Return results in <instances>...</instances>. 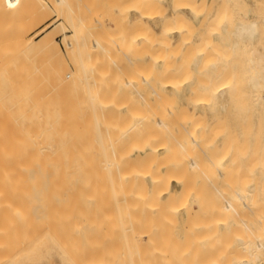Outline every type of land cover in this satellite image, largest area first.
Masks as SVG:
<instances>
[{
  "label": "bare ground",
  "instance_id": "1",
  "mask_svg": "<svg viewBox=\"0 0 264 264\" xmlns=\"http://www.w3.org/2000/svg\"><path fill=\"white\" fill-rule=\"evenodd\" d=\"M13 1L8 0L11 4L14 3ZM137 1V4L141 6L137 7L139 11H141L140 8H148V6L149 10H151L150 8L153 5L155 9L159 6L158 10H161V13L157 12V19L155 18L156 16L152 15L153 12H149L147 9V12L144 11L145 9L139 12L138 18L135 21H131L134 25H132V30L133 28H135L134 30H139L135 34L134 31L133 34H130L132 30L130 31L129 28H127L129 29L128 32L125 31L127 30L125 27L129 25L126 24L124 27L126 22L122 24L120 23L122 22L121 20L119 22L115 18L114 22L117 21L118 24L115 23L113 26L106 28L102 17L98 18L94 17V15L92 20L96 24L94 25L96 26L95 29L97 31L101 29L102 31L100 34L102 39H97L99 31H94L98 33L96 38L97 33L91 30L94 33L92 35L88 31L91 27L92 29L94 28L91 24L92 20L87 19L88 22L85 20L87 23L91 22L90 24L92 25L87 24L89 25L87 26L84 20L75 17L77 22L81 19L79 21L80 24L71 26L72 32L70 31L71 34H69L71 39L64 40L65 43L63 44L65 46H63L69 58L76 56L74 58L79 59H76L78 63L75 64L77 65L68 72H61L59 71L61 69H58L60 66L56 67V65H60L59 62L64 51L57 44L54 34H51V29L46 33H41L42 35L39 37L38 34L40 32L35 33L34 36H37V39L36 37L35 39L34 37L31 38L30 48L32 52L53 56L54 60H50L53 61L54 66L49 60V67L45 66L47 67L46 69L44 68L46 71L43 70L42 72L36 64L32 65V67L34 66L32 75L26 86V90L29 91L25 92V103L28 101L31 104V109L26 103L23 115L30 112L25 109L28 107L29 110H32V113L35 111L36 115H33L38 116L36 119L31 113H28L30 114V119L33 117V120L36 119L40 122L38 121L37 124H34L36 122L33 121L31 128L21 129V131L24 129L28 135L27 142L29 146L25 147L27 152H25L26 149H24V153L23 149L20 152L17 147L16 151L18 150L19 153H13L12 151V154L8 152V155H0V206H7L10 211V206L11 208L13 205L21 207V204H23L27 209L24 206L22 210L21 208L18 209L21 212L23 210L24 212L26 211L25 215L24 212L22 213L26 218L18 217L21 220L23 218L24 221L29 220L30 223H32L33 219L37 222L33 236L37 231L39 244H42L43 247L45 244L54 246L55 255L58 256V261L61 264H264V0H253L252 3L244 0V12L233 21L232 25H229L228 20L231 17H229V8H232L231 3L235 5L234 0L233 2L230 1L231 3L229 0H221L222 3L218 4L219 7H216L218 12L215 11L217 13L213 16L217 21L215 22L217 26L214 28L216 29L214 31L216 35H213L214 38L211 39L216 42L222 36V43L225 48V51L222 48L223 53H225L222 54L226 57L229 55L226 62L231 61L233 63L232 66L234 65L233 67L237 70L235 71L238 75L236 72L235 75L237 77L235 78L232 73L228 75L227 71L230 67L229 69L226 67L228 70L224 69L226 71L225 76L220 73L215 78L218 79L213 80L212 78L213 82H210L209 85L204 84L205 81L203 82L202 80L203 86L198 90L199 94L195 98L193 93L195 92L194 94H196L197 89L161 90L168 88V86L175 88V79L171 80L172 83L170 81L166 83L170 74L173 75L170 79L175 77L173 72L178 69L172 62L170 63L175 56L173 55L171 59L169 57L171 52L173 54L179 53L178 48L180 45L178 46V42L175 41L177 44L175 43L176 45L172 48L171 38L175 32L181 34L180 38L187 39L190 37L184 36L185 34L183 33L186 28L191 27L193 22H191L192 18L187 14L186 10L194 13V9H196L194 8L195 1L172 0L173 5H171L172 8H170L171 12L169 13L166 12V10L168 11L167 6L164 7V2L167 0ZM137 1L135 0V2ZM242 1L239 0L241 4ZM87 2L86 0L85 3ZM112 2L114 3L115 1L112 0ZM117 2L119 3L120 1ZM135 2H131L133 3L132 5ZM55 3L60 7L64 4V7L67 0H55ZM130 5L123 6L128 8ZM70 6L68 7L69 9L74 7ZM63 7L62 9L60 8L61 11L64 10ZM77 7L76 9H78ZM82 7L85 9L86 6H81V9H83ZM102 8H105L104 5ZM73 9L70 10L72 11ZM76 9H74L75 12L77 11ZM206 9L209 12L208 7ZM102 11L104 15L107 14V10ZM102 11H100V14H102ZM75 12H72L73 15L79 16V13L77 12L75 15ZM84 12L86 11L84 10ZM84 12L80 10V15ZM91 12L90 14L93 13ZM200 13H203L202 10ZM197 14H199L198 11ZM87 16L91 15L88 13ZM202 17L204 18V15ZM66 18L70 20L69 17ZM112 18L114 20V15L110 18L111 21ZM203 18L198 23L199 25H202L201 23L205 19ZM150 20L160 21L161 28L159 31H156L149 23L151 22ZM211 27L212 25H210ZM208 31L210 32V30ZM89 36H94L91 43H88V39L86 40V37ZM207 36L208 34L206 33L203 36L204 38L206 37V41L204 42V38H202L201 41L204 43L201 42L197 48L198 50L201 49L200 54H198L199 58L201 54L208 55L209 62L212 58V60H215V57H213L215 55L209 52L212 55L211 58L207 54L210 49L206 50L208 45L206 47L205 45L210 44V36L212 35ZM190 44L189 41L187 45ZM175 46H178V48ZM200 46L202 48H199ZM219 47L218 49L221 50ZM174 48L175 51L178 49L175 53ZM185 48L187 47L185 46ZM191 48L193 49L194 47ZM187 49L186 51L181 50V56L182 54L186 55L188 61V57L193 54L196 48L192 51H190V48ZM187 51L190 52L188 53ZM95 54H98V57ZM218 54L222 57L221 53ZM99 55L101 58H99ZM175 55L177 57V54ZM59 56L60 59L56 58L59 61L57 64L55 57ZM93 56L97 57V59L99 58V60L101 59V62H103V57L109 59L115 65L116 72L123 70L125 67L123 65L126 63L133 68L132 65L137 64L136 61L143 63L145 58L150 60V57L160 71L156 74L153 70L155 81L151 84V88L147 86L150 88L149 91L153 94L154 99L152 104L150 101L152 114H149H151L152 120H149L150 116L148 114L145 113L146 115H143L145 123H147V118V121L151 122L150 125L149 122L147 123V127L149 129L150 127L153 128L150 131L152 134L145 139L146 133L145 135L141 134L144 133L142 131L139 134L137 133L140 139L144 138V140L140 141L138 139L141 144L135 146L136 148L130 154H127L128 152L120 154L124 151L120 146L116 148L118 151L122 150V152L120 151L119 154H116L118 152L115 153L117 150L113 147L114 144H111L113 140H111L110 145H107L110 146L111 150L106 148V150L111 152H105V148L103 149L102 146L106 142L107 137L104 140L102 136L104 138V135L106 136L110 133L114 135V132H117V129L120 128L118 125L115 131L114 126L116 127L119 122L121 126L126 123V120H130V122L132 120L133 122L134 119H131L130 114L134 115L132 108L136 109L134 106L137 103H133L132 101L135 100H132V98H137V95L141 96L144 95V91L145 93L149 91H147L145 84H143L145 88L141 85L139 86L140 89L142 87L143 92H139L138 88L134 90L136 87L133 86L137 81L133 78L135 74L132 76V74L129 75L125 72L128 71V68L124 69L125 71L123 70L129 75L127 78L125 77L126 74L124 75V72H121L126 78L124 82L121 83L118 80L119 78H116L118 75H114L115 77L113 78L115 79L111 78V80L113 79L112 82L116 80V83L120 82L123 84L122 86L120 84V87L124 85L126 87L131 86L133 90H125L128 88L123 90L120 88L121 90H119L118 83L116 87L113 85L116 84L115 82L111 83V85H108L107 82V85L111 86L110 89H107L105 87L107 85L104 84L106 83L104 80L105 76H102L104 74L101 72L100 78L96 73L90 75V78L93 76V80L89 78L90 83L88 84L86 80L89 74L87 75V73L89 72L88 70L92 71L91 67H93V64L88 67L84 61H88ZM208 57L206 56L205 59ZM84 58L87 60H84ZM62 59L64 58L62 57ZM222 61L225 60L222 59ZM124 62L125 64H123ZM145 64H138L137 66L144 68ZM215 64L210 62L208 65L214 67L216 66ZM200 65L198 64L199 67ZM65 66L67 68V65ZM212 66L209 67L214 70ZM145 67L147 66L145 65ZM104 68L107 69L106 65ZM143 68L140 71L144 72ZM180 68L182 69V67ZM136 69L131 70L136 71ZM149 70L145 71L148 72ZM172 70L173 72L171 73L170 71ZM116 72L114 71V73ZM167 72H170V74L168 75ZM184 72L190 74L189 71ZM119 73L117 72V74ZM166 73L168 75L166 77L167 81L162 79ZM140 74L139 78L136 79L142 78L140 80L143 83H148V80H150L148 79V77L150 78L149 73V76L145 75V73ZM181 75H183L182 72ZM208 76H210L209 73ZM101 77L104 78H102L103 82ZM118 77L123 80V76L119 75ZM151 80L153 81V79ZM196 80L198 81V79ZM173 81L175 82L173 83ZM180 81L182 80L180 79ZM137 83L139 85V82ZM211 83H214V85ZM177 84H179L178 81ZM82 87L86 88L81 90ZM191 89H193L192 86ZM150 92L148 94H151ZM129 93L131 95H128ZM135 93L138 94L136 95ZM140 93L142 94L140 95ZM190 93H192L194 99L191 98L192 100L189 103L194 106V109L213 108L215 106L211 111L212 122L206 121L208 119L207 116L205 120L204 118L198 120V118L203 117L201 114L196 119L194 110H190L188 105H184L183 101L181 102ZM146 97L148 96L146 95ZM141 98L143 99V96ZM187 99L189 98L187 97ZM148 100L147 102H149ZM132 103L136 104L132 107ZM150 104L149 106L151 107ZM20 111L21 109L18 112L16 111V114H19ZM128 114L130 118L126 116ZM23 115L20 114V116ZM135 115L132 118H135ZM138 115L141 116L142 113ZM231 117H234L233 121H231ZM24 118L26 120V117ZM137 118L141 119L138 116L135 119L137 120ZM121 119H124L122 121L125 122L120 121ZM18 120L15 122L20 123ZM136 120L132 126L130 125L131 123L129 124L130 128L128 123H126L127 127L123 126V129L128 128V131L125 129L124 131L121 128L123 133L126 132L124 133V135L126 134L125 136L129 134L128 137L130 136V139L134 138L133 144L136 143L137 139L135 137H138V135L135 133L137 136H133L129 129L136 126L137 132V127L142 128L139 126L142 123L138 124ZM134 123H137L138 126ZM111 125H113V128L110 127ZM14 127L19 130V126L16 125ZM94 127H96L98 132V136L95 138L96 144L100 140L103 141L99 143L101 147L98 144V147L95 146L97 147L95 148L96 150L99 151V147L103 150V152L101 151L97 154L93 153V135H96ZM109 127L113 129L112 131L110 129V133ZM121 129L119 132L122 131ZM133 130L135 132L134 128ZM123 133H120V136L117 137H120L119 139H114L127 143L126 147L128 148L129 139H125L126 137H124L125 140L121 138ZM99 134L101 135L99 136ZM112 134L108 136L113 139ZM111 137L108 138L111 139ZM217 141L221 142L220 148L222 150L216 146ZM129 142L131 146V141ZM254 142H256L255 146H253ZM117 143L116 146L118 145ZM216 147L222 153H219ZM249 148L251 149L248 157L246 156V149ZM28 149L30 152H28ZM132 149L133 147L128 151L130 152ZM247 158L251 162L245 161ZM244 161L249 164L246 168L251 166L249 171L251 170L252 173L255 172L256 165L260 164L254 180L251 177L245 178L247 182L251 179L248 183L246 181L243 182L244 177L248 176V173L242 170L245 167L240 169ZM228 162L231 163L229 165L233 166V169L231 166V169H228L229 167L226 165L224 166ZM190 170L193 173L196 172L195 175L189 173ZM238 171L241 172V175L244 174V171L247 173L245 174L246 176L243 175L244 177L239 176L242 181L238 178V175H240H237ZM252 173L250 172L249 175ZM186 174H190L189 179L192 181L188 179ZM193 176L199 178L195 180ZM199 185L200 187H198ZM14 209L12 208V210ZM15 213L13 212V214ZM11 214L8 217L10 221L13 219L10 218ZM16 216L13 217L17 219ZM14 220L12 225H15ZM21 220L18 221L21 222ZM163 221L167 223L166 228L165 223L162 226L165 229L161 228L163 224H159V222L163 223ZM27 222L22 224H25L28 229L32 224L28 226ZM239 222H241L240 224L243 227L241 232L246 229L248 231V233L244 232L249 234L247 236L245 234L247 239H245V236L242 237L244 233L237 232V227V229H233L235 228L234 225H238ZM7 225H10V229L13 230L11 222L5 226L7 227ZM5 226L2 225L1 227ZM1 227L0 236H3L7 230L11 232L9 229L5 230L3 228L2 233ZM16 229H14V232ZM230 231L233 234H230ZM9 232L7 233L9 234ZM12 233L8 235L11 238ZM238 233H241L242 236ZM8 236H3V242L6 239L9 240ZM29 239L32 243L27 240L28 243L26 244H29L31 249L32 246L33 249L35 248L31 252L33 253L36 249L39 250L40 246L34 247L38 243L31 238ZM10 241L7 242L9 243ZM0 243H2V240ZM11 243L12 241L9 244ZM18 243L16 248L19 247V249L17 248V250L14 249L13 251H2V249L8 250L13 245L8 244L9 247H6V242L2 244L3 248H0V264L16 260L17 254H21V252H18L21 250V245L19 246ZM50 245L48 246L50 247ZM15 253L17 254L14 256Z\"/></svg>",
  "mask_w": 264,
  "mask_h": 264
},
{
  "label": "rangeland",
  "instance_id": "2",
  "mask_svg": "<svg viewBox=\"0 0 264 264\" xmlns=\"http://www.w3.org/2000/svg\"><path fill=\"white\" fill-rule=\"evenodd\" d=\"M78 1V2H77ZM86 1V0H85ZM85 1H83V0H67V3L65 4V8L63 7V5H62V7H63V9L64 10H60V8L62 9V7H60V6H58L56 3H55V0H14L12 3L13 4H11L10 2H8V0H0V155L2 154V155H8L9 153L10 154H12V151H13V153H19L18 152V150L16 151V148L18 147L19 148V150H20V152H21V150L23 149V153H24V149H26L25 147H27V145L29 146V143L27 142V133L25 132V130L24 129H29V128H31V126H32V124L34 123L33 121H35L36 123H34V124H37V122L39 121V120H36L37 119V117L38 116H35L36 114H35V111H34V113H32L31 111L32 110H29V108L31 109V104L30 103H28V101L26 102V103H28V109L27 108H25L26 110H28V111H30V112H28V113H31V115H33V114H35V115H33V117H35L36 119L35 120H33V117H32V119H30L31 117L29 116L30 114H28V113H24V115H23V112H25V110H24V107L26 106L25 104V99H26V93L25 92H27V91H29V90H26L27 89V84L29 83V79H30V76L32 75L31 73H32V68L34 67H32V65H34V64H36L38 67H40V69L42 70V72H43V70L44 71H46L45 69L47 68V67H45V66H48L49 67V64L52 62V64H53V66H54V63H53V61L52 60H54L52 57L53 56H51V55H48V56H50V57H48L47 55L45 56V54L43 55V54H41V53H38V52H32V50H31V48H30V46H31V38H33L34 37V39H35V37H36V39L40 36V35H42L43 33H46V32H48V30H50L51 31V34H54V38H55V40L57 41V44L60 46V48L64 51L63 53V55H62V57L64 58V59H62V57H61V59H62V61H61V59H60V56L59 57H55V59L56 58H59L60 59V62L58 61V59H56L55 61H56V63L58 64V62L60 63V65H56V67L58 66H60L58 69H61V70H59V71H69V70H71L74 66H76L77 64H75V63H78V61L76 62V59L78 60L79 58H74V57H76V56H74V57H70L69 58V56H67L68 54H66L65 53V45L63 44V43H65L64 42V40H69V34H71V32H72V28H71V26L73 27L74 25L73 24H78L79 23V21L82 19V20H92L94 17H102V20H103V23H105V26H106V28L107 27H110V26H113L115 23H117L118 24V22L116 21V22H114L115 21V18H116V20H119V22H120V20L122 21V22H120V23H122V24H124L125 22V24H124V27L126 26V24H129L128 25V27L126 26L125 27V29H127V28H129L130 29V31L132 30V27L134 26L132 23L133 22H131V21H135L136 20V18H138L137 16L139 15V12H141V11H143L144 9V11L145 12H147V10H149V6H148V8L146 7H143V8H140V10L141 11H139V7H141L139 4H137L138 3V1L137 2H135V0L133 1V0H117V1H120L119 3H121L120 5H119V3L116 1V0H113V1H115L114 3L112 2V0H87L88 2L87 3H85ZM195 2V4H194V8H196V9H194V13H192V12H188V10H186V12H187V14L192 18V20H191V22H192V25H191V27L190 28H186L185 29V31L183 32L185 35L184 36H186L187 35V37L188 36H190V37H188L187 39L186 38H180L181 37V34L180 33H177V32H175V33H173L172 34V38H171V41H172V44H173V46H172V48L174 47V45H176L177 43L176 42H178V46H179V48H178V46L176 47V48H178L179 49V53L177 52V53H175L178 49H176V51H175V48H174V53L175 54H177V57H176V55L175 54H173V52H171L170 53V57H169V59H171V57L174 55L175 57H173V59H171V61H170V63L172 62V64H174L175 66H177L178 67V69L177 70H179V71H177V70H174V72H173V70L172 71H170L171 73L173 72V74L175 75V77H173L172 79H170V77L171 76H173L172 74H170V72L168 73V75L170 74V76H169V79H168V82H166V83H169V81H170V83H172V81L171 80H173V79H175V81H173V83H174V86H175V88H173V86H172V88L170 87V86H168V88L166 89V88H164V89H161V90H183V88H184V90H196L197 89V91L198 90H200V88L203 86V82H204V84L206 83V84H208L209 85V83L210 82H213V80L216 78V77H218V75H220V73H221V75H224L225 74V68L226 67H228V69H229V67H230V69L228 70L227 68V74L228 75H231V73H232V76L235 78V77H237V75H238V73L236 72L237 70L235 69V67H233L232 66V64L233 63H231V61H227L226 62V60H227V58L229 57V55L226 57V56H224L223 54H225V53H223V51H222V48L224 49V51H225V48H224V45H223V43H222V36L220 37V39H217L216 40V42L214 41V40H212L214 37H213V35H216L215 34V32L214 31H216V29H214L217 25H216V23L215 22H217L215 19H214V14L215 13H217L218 11V4L220 5L221 3H222V1L221 0H194ZM202 1H204V2H202ZM233 2V0H229V2ZM244 1V0H243ZM242 1V4L239 2V0H234V4L235 5H233V3H231V7L232 8H229L230 9V15H229V17H230V19L228 20V23H229V25L231 24L232 25V23H233V21H235L237 18H238V16L239 15H241L242 14V12H244V10H243V3H245V1L243 2ZM248 1H250L251 3L253 2V0H248ZM76 2V3H75ZM81 2V3H80ZM131 2H135L134 3V5H132L133 3H131ZM208 2H210L209 4H208ZM79 3V4H78ZM84 3V4H83ZM113 3V4H112ZM115 3H117V4H115ZM126 3V4H125ZM200 3V4H199ZM56 4V5H55ZM78 4V5H77ZM81 4H83L84 5V7H85V9L83 8V9H81V6H83V5H81ZM86 4V5H85ZM89 4V5H88ZM102 4V5H101ZM130 5L128 8L126 7V6H123V5ZM71 5V6H74V7H71L70 9H76V7L79 9V11H78V9H76L77 11L75 12L74 11V9L71 11L68 7ZM81 5V6H80ZM89 6V8L91 9L92 7V9H93V11H92V9H91V11L93 12H91L90 11V9L88 8V6ZM101 5V6H100ZM104 5V7L105 8H102V6ZM135 5H136V7H135ZM138 5V6H137ZM171 5H173L172 4V0H167L166 2H164V7H166L167 6V9H168V11L166 10V12H171V10H170V8H172V6ZM195 5H197L196 7H195ZM201 5V6H200ZM40 6V7H39ZM90 6H92V7H90ZM209 6H210V8H209ZM41 7H43L44 8V10H43V8H41ZM96 7H98V9H96ZM119 7H121V8H119ZM138 7V8H137ZM151 7V6H150ZM152 7H153V5H152ZM150 8L151 10H149V12H153L152 13V15H154V16H156L155 18H157L158 19V13H161L160 11L161 10H158L159 9V6H157L156 7V9H155V6L153 7V8ZM163 7V6H162ZM161 7V8H162ZM208 7V9H209V12H207L208 10L206 9ZM217 7V8H216ZM234 7V8H233ZM37 8H41V9H37ZM59 8V9H58ZM87 8V9H86ZM102 8V10H107L106 12H107V14H105L104 15V13H103V11L102 10H100ZM109 8H110V10H109ZM117 8H119V9H117ZM124 8H126V9H124ZM198 8H201V9H198ZM236 8H238V9H236ZM65 9H66V11H65ZM112 9V10H111ZM147 9V10H146ZM154 9V10H153ZM198 9V10H197ZM40 10H41V12H40ZM70 10V11H69ZM80 10H82L83 12H84V10L86 11V12H84V13H82L81 15H80ZM94 10H100V11H102V14H100L101 12L100 11H95L94 12ZM109 10V11H108ZM125 10V11H124ZM153 10V11H152ZM156 10V11H155ZM201 10H202V12L203 13H200L201 12ZM211 10V11H210ZM65 11V12H64ZM124 11V12H123ZM163 11V10H162ZM197 11H198V13L199 14H197ZM215 11H217V12H215ZM234 11V12H233ZM44 14H43V13ZM64 12V13H63ZM67 12H68V14H67ZM75 12V15H76V13L78 12L79 13V16L77 15V16H74L73 15V13ZM90 12L92 13V14H90ZM158 12V13H157ZM239 12H240V14H239ZM36 13V14H35ZM62 13V14H61ZM88 13H89V15H91V16H87L88 15ZM114 13V14H113ZM205 13V14H204ZM235 13H237L236 15H237V17H236V15H235ZM37 14H39V15H37ZM42 14V15H41ZM64 14V15H63ZM71 14V15H70ZM86 16H85V15ZM100 14V15H99ZM60 15V16H59ZM84 15V16H83ZM95 15V16H94ZM113 15H114V20H113V18H112V21H111V17H113ZM204 15V18L206 19H204L202 16ZM62 16V17H61ZM69 17V19L70 20H67V18L66 17ZM75 18H81V19H79L78 20V22H77V19L75 18H73V17ZM94 16V17H93ZM107 16H111L110 18L108 17V19L106 20V18H107ZM122 16V17H121ZM124 16V17H123ZM210 16H212L213 17V19H212V17H211V19H210ZM84 17V18H83ZM87 17V18H86ZM92 17V18H91ZM118 17H120V18H118ZM91 18V19H90ZM204 19L203 20V22L201 23L202 25H199L198 23H200L201 22V19ZM207 18H208V20H207ZM235 18V19H234ZM232 19V20H231ZM73 20V21H72ZM88 20H87V22H88ZM105 20V21H104ZM124 20V21H123ZM212 20H214V21H212ZM231 20V21H230ZM72 21V22H71ZM76 23H75V22ZM83 21V22H84ZM89 21V22H90ZM151 22H149L154 28H155V30L156 31H159L160 30V28H161V24H159L160 23V21H153V20H150ZM205 21V22H204ZM211 21V22H210ZM86 22V21H85ZM86 22V25L87 24H89L90 26H94V25H96V24H94L93 23V20H92V25L90 24V23H87ZM207 22H210V23H207ZM119 23V24H120ZM131 23V24H130ZM80 24V23H79ZM122 24H120V25H122ZM203 24L205 25L204 27H203ZM209 26H208V25ZM60 25V26H59ZM89 25H87V26H89ZM133 25V26H132ZM198 25V26H197ZM210 25H212V29L210 28ZM64 26V27H63ZM130 26V27H129ZM194 26H195V28H194ZM122 27H123V25H122ZM197 27V28H196ZM207 27H208V30H210V32L207 30ZM53 28V29H52ZM90 28V27H89ZM96 26H94V28L92 29V27H91V29L90 30H88V31H90V33L92 34L96 29ZM98 28V27H97ZM100 28H102V27H100ZM42 29V31H40ZM124 29V30H125ZM129 29H127V30H125V31H129ZM135 28H133V30H132V32H130V34H133V31H134V34L135 33H137L139 30L138 29H136V30H134ZM190 29V30H189ZM91 30L93 31V32H91ZM103 30V29H102ZM71 31V32H70ZM97 31V30H96ZM99 31V30H98ZM97 31V32H98ZM212 31H213V33H212ZM38 32H40V34H38V37L37 36H34L35 35V33H38ZM97 32H94V33H97ZM208 34V36H210V35H212V36H210V40H211V42H210V44H206L205 45V47H206V50L207 49H210L209 51H207V54H209V52L211 53V54H213L214 53V55L215 56H213V57H215L214 59L215 60H212L213 58H212V55H210L209 54V56H211V61H209L208 62V60H209V57H208V55H205V54H201L200 55V58H199V55L198 54H200V51H201V49H199L198 50V45L202 42L201 40H202V38H204L203 36L204 35H206V33ZM42 33V34H41ZM89 33V34H90ZM93 33V34H94ZM102 33V31H101V29H100V31H99V36H98V33L96 34V36H95V38L97 37V39H102V36L100 35ZM202 33H204V35H202ZM90 34V35H91ZM92 34V35H93ZM175 34V35H174ZM191 34V35H190ZM202 35V36H201ZM65 36V37H64ZM87 36V35H86ZM207 36V37H208ZM218 36V35H217ZM91 36H89V37H86V40L88 41V43L90 42H92L93 40L92 39H94V38H92V37H94V36H92L91 38H90ZM183 37V36H182ZM66 38V39H65ZM212 38V39H211ZM71 39V38H70ZM174 39V40H173ZM178 40V41H177ZM183 41V43H182V41ZM194 40V41H193ZM176 41V42H175ZM185 41V42H184ZM190 41V43L192 44V46L191 47H194L193 49L190 47V45H187V43ZM193 41V42H192ZM206 41V37L204 38V42ZM180 42V43H179ZM199 42V43H198ZM204 42H202V43H204ZM176 43V44H175ZM212 43H213V45H212ZM217 43V44H216ZM219 44V45H218ZM64 45V46H63ZM202 45V44H201ZM211 45V46H210ZM182 46H183V48H182ZM185 46L187 47V48H190L191 50L190 51H192V50H194L195 48V51H193V54L192 55H190V57H188V61H187V58H186V55L184 56L183 54H182V56H184V57H182L181 56V50L183 51V50H188L187 48H185ZM217 46V47H216ZM218 46H220L219 48H221V50H219L218 49ZM202 47H203V45H202ZM201 46L199 47V48H202ZM214 49H213V48ZM185 48V49H184ZM216 48H217V50H216ZM212 49V50H211ZM189 51V52H190ZM212 51H214V52H212ZM188 52V51H187ZM186 52V53H187ZM188 52V53H189ZM198 52V53H197ZM35 53V54H34ZM185 53V52H184ZM218 53H221V55H222V57H224V58H222V57H220V54H218ZM223 53V54H222ZM47 54V53H46ZM191 54V53H190ZM96 55V54H95ZM179 55V56H178ZM203 55H205V57H203ZM97 57H98V54L96 55ZM100 56V55H99ZM187 56H189V54H187ZM194 56V57H193ZM201 56H202V58H201ZM206 56L208 57L207 59H205L206 58ZM97 57H95V56H93V57H91V59H89L88 61H84L85 62V64H86V66H92L91 64H93V67H91L92 69V71H90V70H88L89 72L87 73V75L89 74V76H88V79L86 80V82L89 84L90 83V79L91 80H93V76H91L92 78H90V75H94L95 73L96 74H98V76L99 75H102L101 73H103L104 75H102V76H105L104 78L103 77H101V80H102V82L105 80V82L106 83H104L105 85H107V82H108V85H111V83H114L116 80H114L113 82H112V80L113 79H115V78H113V77H115L116 75H121V76H123V80H121L120 79V77H118V76H116V78L118 79V80H120V82L122 83V82H124V79H126L129 75H131L132 74V76H133V78H134V80H136L137 82H139V85H137L138 83L136 82V86L134 85L133 87H136V89L134 88V90H137V88H138V90H139V92H143V89H142V87H141V89L139 88V86L141 85V86H143V88H145V87H147V86H149L150 88H151V84L152 83H154V81H155V79H154V74L156 73V74H158L160 71L158 70V68H157V65H155L156 63H154L153 61H151V60H153V59H151L150 57H149V59L150 60H148V58L146 59L145 58V60H143V63L145 64V62L147 61V63L145 64L147 67H145V65H144V68L143 67H139V66H137L138 64H143V63H141V62H139V61H136L137 62V64H134V65H132L133 66V68L131 67V65L130 64H125V62L123 63V64H125V65H123V66H125L124 67V69H127L128 68V71H125L124 69V71L125 72H127L129 75H127L123 70H119V71H117V72H120L119 74H117V72H116V70H115V65L114 64H112L111 63V61L109 60V59H107L106 57L104 58H102L103 60V62H104V64H102L103 62H101V59L99 60V58H101V56L97 59ZM49 58V59H48ZM69 58V59H68ZM186 58V60H184ZM191 58V59H190ZM195 58V59H194ZM224 59L225 61H222V59ZM50 59H52V60H50ZM71 59V60H70ZM94 59V60H93ZM137 59H139V58H137ZM180 59V60H179ZM193 59V60H192ZM198 59H199V61H198ZM203 61H205V62H207V63H205V62H203ZM50 60V63L48 62ZM67 60V61H66ZM75 60V61H74ZM84 60H87V59H85L84 58ZM93 60V61H92ZM106 60V61H105ZM140 60V59H139ZM173 60V61H172ZM190 60V61H189ZM196 60H197V62H196ZM54 61V62H55ZM71 61V62H70ZM90 61H92L91 63H90ZM98 61H99V63H98ZM177 61H180V62H177ZM187 62V65H186V62ZM222 61V62H221ZM34 62V63H33ZM72 62H73V64H72ZM139 62V63H138ZM150 64H149V63ZM182 62H185V63H182ZM195 64H194V63ZM202 64H201V63ZM216 63L215 65L216 66H212V65H208L209 63ZM89 63V64H88ZM108 63V64H107ZM220 63H221V65H220ZM101 66L100 68H99V66ZM103 66H102V65ZM198 64L200 65V67L198 66ZM208 66H207V65ZM65 65H67V68H66V66ZM95 65V66H94ZM106 65V68L107 69H105L104 68V66ZM127 65V66H126ZM163 65V64H162ZM181 65V66H180ZM51 66V65H50ZM96 66H97V69H96ZM149 66H151V68H149ZM197 66H198V69H197ZM209 66H212V68H214V70L213 69H211ZM66 68V69H64V68ZM69 67V68H68ZM139 67V68H138ZM180 67H182V69L180 68ZM183 67H184V70H183ZM188 69H187V68ZM45 68V69H44ZM136 69V71L134 70H131V69ZM142 68H143V70H144V72L143 71H140V70H142ZM150 69L148 72H146L148 69ZM199 68H201V69H199ZM204 70H203V69ZM207 68V69H206ZM219 68V69H218ZM64 69V70H63ZM97 70V72H95V70ZM103 69H105V70H103ZM197 69V70H196ZM209 69H211L210 71H209ZM94 70V71H93ZM108 70V71H107ZM146 70V71H145ZM155 71V73H154V71ZM182 70V71H181ZM206 70V71H205ZM224 70V71H223ZM236 70V71H235ZM114 71L116 72V73H114ZM124 73H123V72ZM153 71V72H152ZM184 71H189V73L190 74H188V73H186V72H184ZM205 71V72H204ZM207 71H209V72H207ZM224 73H223V72ZM37 72V71H36ZM87 72V71H86ZM93 74H92V73ZM101 72V73H100ZM105 72V73H104ZM121 72L125 75L126 74V78H124V75L123 74H121ZM136 72V73H135ZM179 72V73H178ZM181 72H182V74L183 75H181ZM235 72H236V74L237 75H235ZM40 73V72H39ZM91 73V74H90ZM144 74L145 73V75H147V76H149L150 75V78L148 77V79H153V81L151 82L150 80H148V83H143L141 80H142V78H140V79H136V78H139V74ZM147 73V74H146ZM148 73H149V75H148ZM154 73V74H153ZM167 73L165 74V75H167ZM208 73L210 74V76H208ZM140 74V75H141ZM187 74V75H186ZM197 74H198V76H197ZM204 75V76H201L200 77V75ZM115 75V76H114ZM138 75V77H136ZM164 75V74H163ZM163 76L162 77V79H166V77H168V75L167 76ZM176 75H177V78H176ZM96 77H97V75H95ZM143 76V75H142ZM141 76V77H142ZM146 76V77H147ZM178 76H182V77H178ZM186 76V77H185ZM188 76V77H187ZM205 76H206V79H205ZM225 76V75H224ZM95 77V78H96ZM165 77V78H164ZM191 77V78H190ZM198 77V78H197ZM209 77V78H208ZM90 78V79H89ZM99 78H100V76H99ZM104 80H103V79ZM111 78H113L112 80H111ZM183 78V79H182ZM190 79V82H189V79ZM204 78V79H203ZM212 78H213V80H212ZM178 79V80H177ZM180 79L182 80V81H180ZM196 79H198V81L196 80ZM218 79V78H217ZM217 79H215V80H217ZM88 80H89V82H88ZM110 80H111V82H110ZM140 80V81H139ZM191 80H192V82H191ZM203 80V82H201ZM212 80V81H211ZM165 81H167V79L165 80ZM177 81H178V83L179 84H177ZM180 81V82H179ZM207 81V82H206ZM118 83L119 85H117V83L116 84H113V85H115V87H116V85L117 86H119L118 87V89L119 90H123V89H125V88H128V89H125V90H129V89H131V90H133V87H129V86H123V87H120V84L121 83ZM141 82V83H140ZM188 82V83H187ZM195 82V84H193ZM217 82V81H216ZM216 82H215V84H216ZM182 83V84H181ZM86 84V83H85ZM88 84H86V85H88ZM143 84H145L146 86L144 87V85ZM177 84V85H176ZM184 84H185V86H184ZM195 85V86H193V85ZM212 84V83H211ZM210 84V85H211ZM104 85V86H105ZM105 86L107 89H110L111 88V86ZM123 84H121V86H122ZM189 85V86H188ZM212 85H214V83L212 84ZM184 86V87H183ZM191 86H192V88L193 89H191ZM86 87H88V86H86ZM86 87H82L81 88V90H83V88H86ZM190 87V88H189ZM194 87H195V89H194ZM121 88V89H120ZM150 88H146V89H148L147 91H149V89ZM180 88V89H179ZM196 91V94H194L193 92V96H194V98L199 94V91L197 92ZM138 92V93H139ZM150 92V91H149ZM149 92H147V93H145V91H144V95H141L142 93H140V95L141 96H143V99L141 98V96H139V95H137L136 93V95H137V98H138V101H137V98H132V100H135V101H132L133 103L134 102H136L135 104H133L132 103V107H133V105H135L134 107H136V109H133L132 108V110H133V113H134V115L136 114V112H138L136 115H135V118L138 116L139 118H141L140 120L137 118V120L135 119V118H132V116L134 117V115L133 114H130V116H131V119H134V121L136 120L137 121V123L138 124H140V123H142V125L140 124L139 126H141L142 128H140V127H137V132H136V126L135 127H132L131 129L133 130V128L135 129V132H134V130L132 131L131 129H129L130 130V132H132L133 133V136H137L139 133H141V131L142 132H144V133H141V134H144L145 135V133H146V135L147 136H144V135H141V136H144L145 137V139H146V137H149V136H151V134H152V132H150L151 131V129L153 130V128H151L150 127V129L147 127V123L149 122V125H150V121L152 120V118H151V114H152V111H150V110H152V100L154 101V99H153V94L151 93V94H148ZM192 93H190L187 97L189 98V99H187V97L184 99V100H181V102L184 104V105H188V107H189V109L191 110V109H193L194 110V112L196 113L195 114V118L197 117L198 118V115L199 114H201V116L203 115V117H200V118H198V120H200V119H203L204 118V120L205 119H207V117H208V119L206 120V121H209V123L210 122H212L213 121V117H212V115H211V111L215 108V106L213 107V108H211V107H209V108H205V109H200V108H196V109H194V106L191 104V103H189L192 99L191 98H193L192 97ZM128 95H131L130 93L128 94ZM134 95V94H133ZM132 95V96H133ZM136 95H134L135 97H136ZM146 95L148 96V97H146ZM131 96V97H132ZM139 96V97H138ZM146 98H148V99H146ZM193 98V99H194ZM131 99V98H130ZM142 99V100H141ZM144 99H146L145 101H144ZM28 100V99H27ZM147 100L149 101V102H147ZM30 101V100H29ZM150 101H151V104H150ZM31 102V101H30ZM139 103H141V104H139ZM143 104H145L146 106L148 105V107H149V109L147 110V108L148 107H146L145 105H143ZM149 104L151 105V107L149 106ZM142 106H143V108H142ZM19 107H20V109H21V111H20V113L19 114H16V111L18 112L20 109H19ZM138 107V108H137ZM145 107V108H144ZM18 108V109H17ZM210 109V110H209ZM147 110V111H146ZM198 110H199V112H198ZM205 110V111H204ZM136 111V112H135ZM204 111V112H203ZM142 113V115L140 116V115H138V114H141ZM144 113V114H143ZM148 114L150 117H149V120L150 121H147L148 120V118H147V120H146V122L147 123H145V121L143 120V118L145 119V117H143V115H146V114ZM149 113H151V114H149ZM198 113V114H197ZM20 114L21 115H23V116H20ZM206 114V115H205ZM17 115H19V116H17ZM147 115V116H148ZM211 115V116H210ZM127 117L129 116V114L128 115H126ZM130 116H129V118H130ZM146 116V117H147ZM200 116V115H199ZM207 116V117H206ZM16 117H17V119H16ZM20 117V119L18 120V118ZM24 117H26V120H25V118ZM27 117H28V119H27ZM206 117V118H205ZM128 118V119H129ZM196 118V119H197ZM124 119L126 120V118L124 117ZM124 119H121L120 121H122V120H124ZM231 119V121H233L234 120V117H231L230 118ZM233 119V120H232ZM16 120H18V122L20 121V123H16L15 121ZM204 120H202V121H204ZM28 123H27V122ZM133 121V122H134ZM40 122V121H39ZM122 122H125V121H122ZM121 122V123H122ZM133 122H132V120H131V122H130V120H126V123H128V126H129V124L132 126L133 125ZM117 123V122H116ZM126 123H124L122 126L120 125V122L116 125V127L114 126V128H115V131H116V128H118V125H119V127L120 128H118L117 130V132H114V135H115V137H114V135L112 134V133H110L113 129V125H111L110 127H112V128H110L109 127V133L110 134H108V135H113V139H112V137L111 136H108V135H104V138H103V136H102V139H106V137H107V139H106V142L108 143H106L105 141V143H106V146L107 145H110V143H111V140H113L112 142L113 143H111L112 145H113V147L114 148H116V147H122V150H124L123 152H122V150H120L122 153H120V151H118L117 150V148L115 149V150H117V151H115V153L116 152H118V153H116V154H123V153H127V154H130V153H132L133 151H134V149L136 148L135 146H137V145H140L141 144V142L140 141H142V139L144 140V138H142V139H140V136L138 135V137H135L137 140H136V143H134L133 144V140H134V138L133 139H130L131 137L129 136L128 137V135L127 136H125L124 135V133H126V132H124L123 133V130L125 129L126 131H128L127 129L128 128H124L123 129V126L124 127H127V124ZM135 124V125H137L138 126V124ZM19 126V130H18V128H16V127H14V126ZM19 124V125H18ZM23 125V126H22ZM131 126H129V128L131 127ZM145 126H146V129H145ZM21 127V128H20ZM22 128H24L22 131H21V129ZM123 130H122V129ZM139 128V129H138ZM110 129H111V131H110ZM122 130V131H120L119 132V130ZM141 129V130H140ZM145 129V130H144ZM94 130H95V134L96 135H93L94 137H93V153H95V154H97L98 152H103V150H101V144H99L100 142H103L102 140H100V142L98 143L97 142V144L100 146L98 149H99V151L98 150H96L95 148H97L98 146H97V144H96V140H95V138H97L96 136H98V132H97V130H96V127H94ZM124 130V131H125ZM147 130V132H145ZM17 131V132H16ZM140 131V132H139ZM93 133V134H94ZM116 133V134H115ZM120 133H123L122 135H121V138H123L124 139V137H126L125 139H129V141H131V146H130V142L128 141V140H126V141H128V148L126 147V145H127V143H125V142H122V140H115L114 138H116V139H119V138H117L118 136H120ZM128 133V132H127ZM132 133H131V136H132ZM137 135H136V134ZM119 134V135H118ZM135 134V135H134ZM101 134H99V136H100ZM117 135V136H116ZM149 135V136H148ZM132 136V137H133ZM108 137H111V139L110 138H108ZM124 139V140H125ZM138 139H140V141L138 140ZM254 139V138H253ZM115 140V141H114ZM110 141V142H109ZM254 141H256L255 139H254ZM117 142H120V143H117ZM138 142H140V143H138ZM105 143H103L104 145L103 146H105ZM116 143L118 144L117 146H116ZM125 143V144H124ZM217 144H216V146L218 147V148H220L221 146V142H219V141H217L216 142ZM255 143L256 142H254V145L253 146H255ZM16 146H15V145ZM136 144V145H135ZM125 145V146H124ZM133 145V146H132ZM219 145V146H218ZM12 146H13V148H12ZM95 146H97V147H95ZM102 146V148L105 150V152H107L108 150H111V148H110V146H105V147H103ZM124 147H126V148H124ZM133 147V149L129 152L128 150H130L131 148ZM217 147H216V150H217ZM106 148H109L108 150H106ZM124 148V149H123ZM120 149V148H119ZM128 149V150H127ZM221 149V148H220ZM250 149L251 148H249V149H246V156H248L249 157V155H250ZM222 150V149H221ZM217 151H219V153H222V151H220V150H217ZM216 151V152H217ZM7 152V153H6ZM9 152V153H8ZM25 152H27V149H26V151ZM28 152H30V150L28 149ZM109 153L111 152V151H108ZM107 152V153H108ZM125 153V154H126ZM249 153V154H248ZM21 154V153H20ZM216 155H218V154H216ZM245 161H247V162H251L250 160L248 161V158H247V160H245ZM244 161V163H242V166H240V169H242L241 167H245V168H243L242 170H245L247 173H248V176L247 177H244L243 175H245V174H247L245 171H244V174H242L241 175V172H242V170H241V172H239V173H237V175L238 174H240V175H238V178H239V176H243L244 177V179L245 178H249V177H251V179L252 180H254V176H255V173H258L257 172V169H258V165H260V164H257L256 165V169H255V172L254 173H252V171L250 170L249 171V169L251 168V166L249 167V168H246V167H248L249 166V164H247V162H245ZM246 163V164H245ZM229 164H231L230 162H228V163H225L224 164V166L226 165V166H228L229 168L228 169H231V167H232V169H233V166H231V165H229ZM233 165V164H232ZM231 166V167H230ZM260 170V169H259ZM258 170V171H259ZM189 172V171H188ZM252 173L251 175H249V173ZM187 173V172H186ZM189 173H192V175L194 174L195 175V173L196 172H192L191 170H190V172ZM187 175V174H186ZM189 175L190 174H188L187 176H188V179H189ZM197 176H199V175H197ZM196 176V178H195V176H193L194 178H195V180L197 179V178H199V177H197ZM246 176V175H245ZM256 176H257V174H256ZM255 176V177H256ZM243 177H241L242 179H243ZM192 178V177H191ZM193 178V179H194ZM240 179V178H239ZM243 179V182L244 181H246L247 179H245L244 180ZM251 179H249L248 180V182H250V180ZM189 180H191V179H189ZM241 180V179H240ZM192 181V180H191ZM194 181V180H193ZM242 181V180H241ZM247 182V181H246ZM247 182V183H248ZM198 187H200V185L198 186ZM202 188H204V186H202ZM22 206L21 207H19V206H12V208H15L14 210H12V208H11V206H10V211H12V212H10L9 211V208L7 207V206H0V227L2 226V225H6L7 223L9 224V222H11V225H12V223H13V220H14V223H15V225L13 226L12 225V229L13 230H11L10 228V225L8 226L7 225V227H9V228H7L6 226V228L5 227H1V232L3 233V228L5 229V230H7V229H9L11 232H9L8 230H7V232H9V234L7 233V232H5L4 234H3V236L5 237L6 235L8 236V235H10V233H12V232H14V229H16L20 224V226H19V228H21L20 230H19V228L18 229H16L15 230V232L14 233H12L11 235H12V238H11V236H8L9 238V240H7L6 238V240L3 242V239H4V237L2 236V238H0L1 240H2V243H0V248L2 247V244L4 243L5 244V242H6V247H9L8 246V244L12 241V243L11 244H9V245H12V246H10V248H8V250L6 249V250H3L2 249V251H13L14 249L15 250H17V248L19 249V247H17L16 248V246H17V243H18V245L20 246L21 245V247H20V251H18V252H21V254H17V253H15L14 254V256L17 254V256H16V260H13V261H11V262H8V263H6V264H61V263H59V258H58V256L57 255H55L56 254V250H54V246L52 247L50 244H45V246H47V247H43L42 246V244H39L40 243V241H39V237H38V235H37V231H36V234L33 236V234L35 233V229H34V227H35V225L37 224V222L33 219V221H32V223H30L29 222V220H27V221H24V219L23 218H26V217H24V215H25V212H24V210H23V212H24V215H22V213L23 212H21V211H19V209L21 208V210L25 207L23 204H21ZM24 206V207H23ZM16 207H17V209H16ZM23 207V208H22ZM19 208V209H18ZM25 209H27L26 207H25ZM18 210V211H17ZM13 212L15 213V212H17V213H15V214H13ZM19 212V213H18ZM10 213H12L11 214V216H10V218H13L11 221L9 220V215H10ZM19 214V215H18ZM28 214H30V213H28ZM17 215V216H16ZM26 215H27V213H26ZM31 215H33V214H31ZM13 216H16L17 217V219L15 218V217H13ZM21 218V217H23L22 218V220L19 218V217ZM30 216V215H29ZM33 217V216H32ZM251 217H253V216H251ZM31 218V217H30ZM27 219H28V215H27ZM247 219V218H246ZM18 220H21V222L20 221H18ZM26 220V219H25ZM28 223V226L29 225H31L30 227H28V229L26 228V225L24 224H22V223ZM34 223V224H33ZM166 224V226H165V228L167 227V223L166 222H164L163 221V223H160L159 222V224H163V225H161V228L162 229H165L164 227H162V226H164L165 224ZM241 222H239V224L237 225H234V227L235 228H233V229H237L238 228V230H237V232H241V228H243L241 225L242 224H240ZM19 224V225H18ZM240 225V226H239ZM239 226V227H238ZM31 227H33V228H31ZM237 227V228H236ZM25 228V229H24ZM31 228V229H30ZM36 228H37V226H36ZM34 229V230H33ZM240 229V230H239ZM19 230V231H18ZM30 230H32V231H30ZM16 231H17V237H16ZM165 231V230H164ZM231 231H234V230H231ZM230 231V234H233L232 232ZM243 231V230H242ZM247 232L248 233V231H247V229L246 230H244V232ZM235 232V231H234ZM244 232H241V233H244ZM236 233V232H235ZM234 233V234H235ZM241 233H238V234H241ZM19 234H20V236H19ZM237 234V235H238ZM245 234L246 233H244V235L242 236V234H241V236L242 237H244L245 236ZM28 235H32V236H28ZM37 235V236H36ZM247 235H249V234H246V236ZM0 236V237H1ZM18 236H19V239H18ZM25 236H27L26 238H25ZM245 236V239H247V237ZM29 238H31V239H33V240H35L38 244H36L34 247H39V250H35V251H33V253L31 252L32 250H34L33 249V246H32V249H31V246L29 245V244H26V243H32V241L30 242V239ZM18 239V241H16ZM244 239V238H243ZM1 240H0V242H1ZM11 240V241H10ZM27 240H28V242H27ZM7 241H10L9 243L7 242ZM16 242V243H15ZM24 244H26V245H24ZM48 245H50V247L48 246ZM5 247V248H6ZM3 248V247H2ZM18 257V258H17Z\"/></svg>",
  "mask_w": 264,
  "mask_h": 264
}]
</instances>
